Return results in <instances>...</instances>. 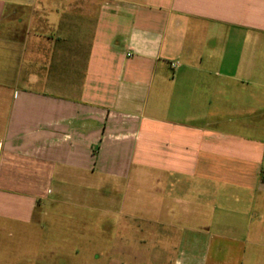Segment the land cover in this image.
Masks as SVG:
<instances>
[{
    "label": "crops",
    "instance_id": "crops-1",
    "mask_svg": "<svg viewBox=\"0 0 264 264\" xmlns=\"http://www.w3.org/2000/svg\"><path fill=\"white\" fill-rule=\"evenodd\" d=\"M75 187L179 264L264 249V0H0V247Z\"/></svg>",
    "mask_w": 264,
    "mask_h": 264
},
{
    "label": "rangeland",
    "instance_id": "rangeland-1",
    "mask_svg": "<svg viewBox=\"0 0 264 264\" xmlns=\"http://www.w3.org/2000/svg\"><path fill=\"white\" fill-rule=\"evenodd\" d=\"M77 186V185H76ZM99 204L75 187L68 195L51 194L41 202L31 225H21V245L16 252L8 249L16 238L0 234L9 245L0 247V259H13L32 251L34 264H179L181 251L188 247L167 245L162 230H149L143 220L130 221L120 228V216L113 199ZM101 202V200H100ZM216 231V230H215ZM211 232V231H209ZM211 234H214L212 229ZM172 238V237H171ZM214 238V237H213ZM222 241L214 238L213 242ZM173 242V240H169ZM217 246V245H215ZM212 247V251L215 249ZM200 247V246H199ZM219 247V246H218ZM204 249V247H201ZM249 247L238 241L227 245L214 264H264V249L251 256ZM27 252V253H26ZM207 264H213L209 260Z\"/></svg>",
    "mask_w": 264,
    "mask_h": 264
},
{
    "label": "built area",
    "instance_id": "built-area-1",
    "mask_svg": "<svg viewBox=\"0 0 264 264\" xmlns=\"http://www.w3.org/2000/svg\"><path fill=\"white\" fill-rule=\"evenodd\" d=\"M176 64L175 63H172L171 66L174 67Z\"/></svg>",
    "mask_w": 264,
    "mask_h": 264
}]
</instances>
